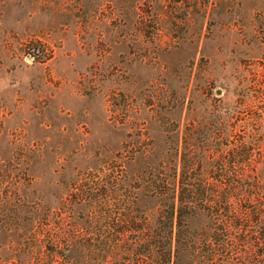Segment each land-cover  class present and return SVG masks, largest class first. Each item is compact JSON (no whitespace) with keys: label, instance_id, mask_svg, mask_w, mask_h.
I'll list each match as a JSON object with an SVG mask.
<instances>
[{"label":"rangeland","instance_id":"rangeland-1","mask_svg":"<svg viewBox=\"0 0 264 264\" xmlns=\"http://www.w3.org/2000/svg\"><path fill=\"white\" fill-rule=\"evenodd\" d=\"M262 63L264 0H0V264H124L138 173L228 127Z\"/></svg>","mask_w":264,"mask_h":264},{"label":"trees","instance_id":"trees-1","mask_svg":"<svg viewBox=\"0 0 264 264\" xmlns=\"http://www.w3.org/2000/svg\"><path fill=\"white\" fill-rule=\"evenodd\" d=\"M254 64L228 127L218 118L201 147L187 143L180 163L159 160L138 173L158 208L124 214L140 223L124 264H264V63ZM109 167L112 175L122 165Z\"/></svg>","mask_w":264,"mask_h":264}]
</instances>
